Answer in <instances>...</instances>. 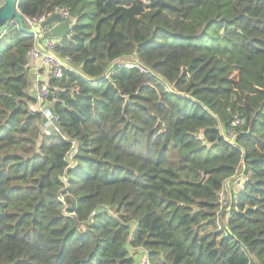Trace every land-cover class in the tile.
<instances>
[{
  "label": "trees",
  "instance_id": "16d2710c",
  "mask_svg": "<svg viewBox=\"0 0 264 264\" xmlns=\"http://www.w3.org/2000/svg\"><path fill=\"white\" fill-rule=\"evenodd\" d=\"M57 7L59 132L0 39V264H264V0H19Z\"/></svg>",
  "mask_w": 264,
  "mask_h": 264
},
{
  "label": "built area",
  "instance_id": "2783aa9c",
  "mask_svg": "<svg viewBox=\"0 0 264 264\" xmlns=\"http://www.w3.org/2000/svg\"><path fill=\"white\" fill-rule=\"evenodd\" d=\"M6 0H0V6L5 3ZM146 1V0H143ZM54 13H60L63 17H65L70 26L73 25L75 19H73L70 13L62 8L57 7ZM53 14V13H52ZM48 16H43L40 18H31V17H23L24 23L27 27H34L35 25L44 21ZM9 22L12 24H17L16 20L13 19ZM7 24V23H6ZM5 24V25H6ZM3 25L0 27V39L7 33V27ZM19 27V26H18ZM35 45L27 52L28 61L30 60H40V69L45 68L47 70V74L49 77H56L60 78L63 76L64 71L67 69H71V65L69 63L70 58H60L56 54V48L60 44L61 40L53 37H46L41 40L43 47H40L37 43L38 40V33L35 32ZM128 68L137 67L143 72H148L149 69L142 66L138 62H128L125 64ZM33 95L36 99V108L38 111L42 113L44 122L42 126V130L44 134H52L53 132H59V116L54 113L52 104L49 100L50 97V87L47 82L42 80L41 72H38L37 75L33 79ZM241 123V119L236 118L233 122L234 126H237ZM226 139L230 143H234V133L230 132ZM228 185H230V181H228ZM223 193V192H222ZM222 197V194H221ZM221 200V199H220ZM227 202H222L221 200V207L222 208ZM139 258L137 260V264H152V261L149 257V251L146 248H139L138 249Z\"/></svg>",
  "mask_w": 264,
  "mask_h": 264
},
{
  "label": "water",
  "instance_id": "95a60500",
  "mask_svg": "<svg viewBox=\"0 0 264 264\" xmlns=\"http://www.w3.org/2000/svg\"><path fill=\"white\" fill-rule=\"evenodd\" d=\"M13 19L23 32L33 35L35 32L38 33L37 43L40 47H43L41 42L43 38L53 37L62 40L69 34L71 28L69 21L60 13H53L34 27H27L19 8V0H6L0 6V27Z\"/></svg>",
  "mask_w": 264,
  "mask_h": 264
},
{
  "label": "crops",
  "instance_id": "0c3cea01",
  "mask_svg": "<svg viewBox=\"0 0 264 264\" xmlns=\"http://www.w3.org/2000/svg\"><path fill=\"white\" fill-rule=\"evenodd\" d=\"M29 69H30V73H31V76H32V82H33V79L37 75L38 72H41L42 80L45 81V82H48L50 77L48 76L47 70L45 68L40 69V60H38V59L30 60L29 61ZM32 89H33V87L30 88V90L33 93Z\"/></svg>",
  "mask_w": 264,
  "mask_h": 264
},
{
  "label": "rangeland",
  "instance_id": "374dc122",
  "mask_svg": "<svg viewBox=\"0 0 264 264\" xmlns=\"http://www.w3.org/2000/svg\"><path fill=\"white\" fill-rule=\"evenodd\" d=\"M33 86V82H32V85L31 87ZM236 181V180H235ZM234 181V182H235ZM233 182V185H235V183ZM228 198H229V193H227V190H225L223 193H222V197H221V200L223 203H225V201L227 200L228 202Z\"/></svg>",
  "mask_w": 264,
  "mask_h": 264
}]
</instances>
